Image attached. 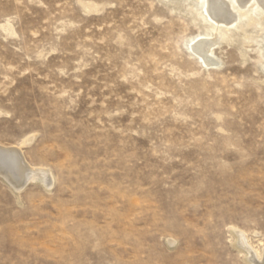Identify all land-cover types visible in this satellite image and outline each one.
I'll use <instances>...</instances> for the list:
<instances>
[{
    "label": "rangeland",
    "instance_id": "1",
    "mask_svg": "<svg viewBox=\"0 0 264 264\" xmlns=\"http://www.w3.org/2000/svg\"><path fill=\"white\" fill-rule=\"evenodd\" d=\"M253 17L222 26L207 66L197 0H0V144L54 177L16 192L0 176V264H250L235 229L264 247Z\"/></svg>",
    "mask_w": 264,
    "mask_h": 264
},
{
    "label": "bare ground",
    "instance_id": "2",
    "mask_svg": "<svg viewBox=\"0 0 264 264\" xmlns=\"http://www.w3.org/2000/svg\"><path fill=\"white\" fill-rule=\"evenodd\" d=\"M197 2L203 13L205 12L214 21L212 32L215 33H201L190 39L193 42L191 45L193 51L207 66L217 65L218 63L213 50L219 39L227 35L221 31L222 26L229 30L237 24L239 19L241 21L243 16L249 15L250 19H254L253 15L264 12V0H197ZM234 3L242 8L240 12L238 11L239 13L237 12L238 7L236 8ZM245 8L247 9L245 10ZM31 139L32 137L23 140L21 145L28 144ZM21 147L20 145L5 146L0 144V176L4 181L16 192L24 190L29 183L41 182L47 188L53 185L52 172L27 161ZM235 231L238 246L244 253L247 262L250 264H264V247L256 248L245 232L236 229Z\"/></svg>",
    "mask_w": 264,
    "mask_h": 264
}]
</instances>
